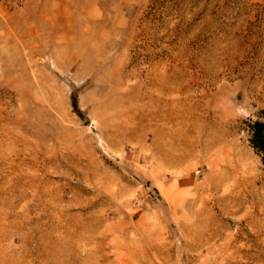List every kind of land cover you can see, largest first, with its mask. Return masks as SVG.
Segmentation results:
<instances>
[{"label": "rangeland", "instance_id": "1", "mask_svg": "<svg viewBox=\"0 0 264 264\" xmlns=\"http://www.w3.org/2000/svg\"><path fill=\"white\" fill-rule=\"evenodd\" d=\"M262 109L264 0H0V264H264Z\"/></svg>", "mask_w": 264, "mask_h": 264}, {"label": "bare ground", "instance_id": "2", "mask_svg": "<svg viewBox=\"0 0 264 264\" xmlns=\"http://www.w3.org/2000/svg\"><path fill=\"white\" fill-rule=\"evenodd\" d=\"M255 164L250 162L246 155H240L234 148L223 150L221 157L210 160L209 168L212 171H210V182L215 188L225 191L227 197L241 200L256 198L258 202H262L264 201V175L257 170Z\"/></svg>", "mask_w": 264, "mask_h": 264}, {"label": "trees", "instance_id": "3", "mask_svg": "<svg viewBox=\"0 0 264 264\" xmlns=\"http://www.w3.org/2000/svg\"><path fill=\"white\" fill-rule=\"evenodd\" d=\"M72 106L79 113L74 102ZM245 123L248 143L264 164V109L259 111L255 119H248Z\"/></svg>", "mask_w": 264, "mask_h": 264}]
</instances>
